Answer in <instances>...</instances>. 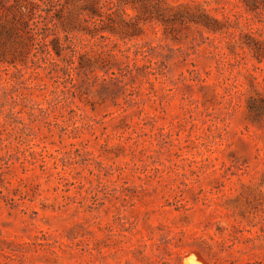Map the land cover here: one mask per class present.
<instances>
[{"label":"rangeland","instance_id":"rangeland-1","mask_svg":"<svg viewBox=\"0 0 264 264\" xmlns=\"http://www.w3.org/2000/svg\"><path fill=\"white\" fill-rule=\"evenodd\" d=\"M32 1L49 52L0 9V264H264V0Z\"/></svg>","mask_w":264,"mask_h":264},{"label":"trees","instance_id":"trees-1","mask_svg":"<svg viewBox=\"0 0 264 264\" xmlns=\"http://www.w3.org/2000/svg\"><path fill=\"white\" fill-rule=\"evenodd\" d=\"M34 5L35 4L32 0H0V9L5 10V12L11 13V17L8 21L10 26H15L16 22L25 24L27 26L29 36L33 34V37L37 39L38 44L46 47L47 49V41L45 40L46 35L43 32L39 31L40 27L37 25V23L32 22V25L30 26L28 25L27 20L24 19V17L27 15V10H31ZM31 17L32 16H29V19H31ZM47 52H49L48 49Z\"/></svg>","mask_w":264,"mask_h":264}]
</instances>
